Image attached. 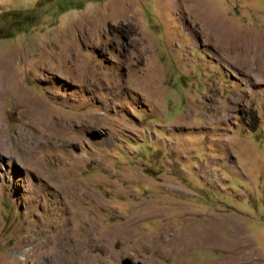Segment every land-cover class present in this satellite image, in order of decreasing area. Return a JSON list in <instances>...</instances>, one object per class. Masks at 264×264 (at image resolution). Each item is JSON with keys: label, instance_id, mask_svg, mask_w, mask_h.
Returning a JSON list of instances; mask_svg holds the SVG:
<instances>
[{"label": "rangeland", "instance_id": "374dc122", "mask_svg": "<svg viewBox=\"0 0 264 264\" xmlns=\"http://www.w3.org/2000/svg\"><path fill=\"white\" fill-rule=\"evenodd\" d=\"M262 40L264 0H0V264H264Z\"/></svg>", "mask_w": 264, "mask_h": 264}, {"label": "bare ground", "instance_id": "6f19581e", "mask_svg": "<svg viewBox=\"0 0 264 264\" xmlns=\"http://www.w3.org/2000/svg\"><path fill=\"white\" fill-rule=\"evenodd\" d=\"M238 37L239 35H237L236 33H233L234 40H240V39H237ZM253 48H254V52L256 54L257 60H264V40H262L258 45L254 46Z\"/></svg>", "mask_w": 264, "mask_h": 264}, {"label": "water", "instance_id": "95a60500", "mask_svg": "<svg viewBox=\"0 0 264 264\" xmlns=\"http://www.w3.org/2000/svg\"><path fill=\"white\" fill-rule=\"evenodd\" d=\"M124 264H143L142 262H135L131 258H126Z\"/></svg>", "mask_w": 264, "mask_h": 264}]
</instances>
